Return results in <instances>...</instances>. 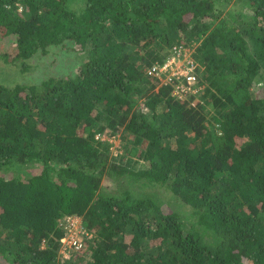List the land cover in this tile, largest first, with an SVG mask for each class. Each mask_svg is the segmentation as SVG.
<instances>
[{
    "label": "trees",
    "instance_id": "16d2710c",
    "mask_svg": "<svg viewBox=\"0 0 264 264\" xmlns=\"http://www.w3.org/2000/svg\"><path fill=\"white\" fill-rule=\"evenodd\" d=\"M65 41L74 73L6 80ZM0 264H264V0H0Z\"/></svg>",
    "mask_w": 264,
    "mask_h": 264
},
{
    "label": "built area",
    "instance_id": "2783aa9c",
    "mask_svg": "<svg viewBox=\"0 0 264 264\" xmlns=\"http://www.w3.org/2000/svg\"><path fill=\"white\" fill-rule=\"evenodd\" d=\"M197 65L196 60L190 58L188 53L183 55L181 50H178L161 67L162 71H168L167 75L162 78V83H172L174 85L172 86V93L175 97L181 100H191L193 104H199L203 83L195 72ZM152 69H155V66ZM190 95L194 97H190ZM66 218L65 228L67 232L62 238V252H65V254L68 253L69 247L75 249L84 248L85 237L90 236L89 230L83 226L79 215L74 214Z\"/></svg>",
    "mask_w": 264,
    "mask_h": 264
},
{
    "label": "rangeland",
    "instance_id": "374dc122",
    "mask_svg": "<svg viewBox=\"0 0 264 264\" xmlns=\"http://www.w3.org/2000/svg\"><path fill=\"white\" fill-rule=\"evenodd\" d=\"M72 43L69 41H65L61 44H55L52 45L46 52L40 53L33 57L32 63L33 66L31 67L30 71L27 73H24L22 75V72L17 71H10L9 76H7V81L9 83L11 82H38L41 81L43 78H47L51 74H66V73H74L77 70V67L81 61L86 57L85 53L81 52L79 55L74 53V50L72 49ZM79 56V58H78ZM115 142V145L117 146L119 144V137H113L111 138ZM27 165H34V164H27ZM35 166V165H34ZM23 170H25V166H23ZM123 180V179H122ZM140 185H136L134 182L129 181H120L117 183L115 187L119 189H131L136 193H139L140 191L142 194H146L148 188L144 187L143 189H140ZM151 186V185H150ZM149 187V186H148ZM156 187V186H155ZM151 187L150 189H152ZM168 191V188H165ZM150 192V190H149ZM172 194V193H171ZM163 202L167 206H173V202L171 199L167 197V194L164 193L163 195ZM175 206V205H174ZM178 205L179 210L184 209V212H188L187 209H189L186 205ZM189 220H195L197 218L195 212H190Z\"/></svg>",
    "mask_w": 264,
    "mask_h": 264
}]
</instances>
